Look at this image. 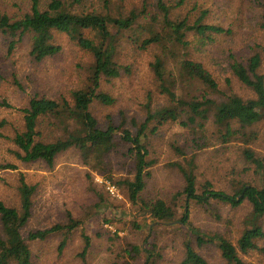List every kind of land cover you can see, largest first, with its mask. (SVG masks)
I'll list each match as a JSON object with an SVG mask.
<instances>
[{"label": "trees", "instance_id": "16d2710c", "mask_svg": "<svg viewBox=\"0 0 264 264\" xmlns=\"http://www.w3.org/2000/svg\"><path fill=\"white\" fill-rule=\"evenodd\" d=\"M27 1L28 9L21 15L0 9V38L8 54L27 41L33 59L42 62L61 53L63 46L57 37L64 35L86 57L76 64L82 81L79 88L58 97L34 93L28 106L21 109L22 128L11 138L17 146L14 155L24 162L41 161L53 168L61 154L78 152L88 167V180L93 182L92 173L101 175L121 189L157 227L178 228L183 240L177 264H209L194 246L196 243L201 247L210 240L192 222L190 204L209 207L213 200L236 207L248 202L255 225L244 230L235 243L222 237L218 245L226 264H252L244 256L259 250L257 239L264 237L258 224L264 217V153L258 149H264V41L251 42L249 51L241 55L230 52V76L222 88L220 78L206 61L217 40L233 36L234 29L207 22L208 8L200 9L198 14H180L178 9L189 7L192 0ZM249 1L258 8L255 28L264 40V0ZM197 6L196 2L193 9ZM138 52L151 55L148 68L154 86L146 92L144 118L128 116L122 109L116 118L108 115L106 122H101L93 105L116 102L103 86L132 77L136 68L132 59ZM234 82L248 95L234 90ZM2 105L10 107L5 100L0 102ZM175 126V140L183 139L185 148L172 143L181 158L168 161L166 166L176 169L182 186L172 194L155 193L149 190V182L158 157L150 139L160 138L165 128ZM210 148V155L216 157L234 148L244 163L242 169L234 164L225 170V177L232 176L225 188H215L221 166L213 167L211 179H199V153ZM123 159L126 173L120 175ZM16 168L0 162V171ZM37 187L21 174L19 207L0 199V264H35L24 230L32 216ZM95 188L90 187L98 196L96 207L109 204L104 193ZM182 195L187 198L183 212L178 204ZM83 221L68 211L64 224L32 231L28 239L45 240L61 232L63 240L58 249L62 252ZM133 226L136 231L146 229L149 236L157 231L147 222L135 220ZM82 237L84 246L79 256L87 264L91 237L84 231ZM154 241L146 238L143 245L131 243L124 253L133 254L134 259L144 253L142 264L169 263L164 247Z\"/></svg>", "mask_w": 264, "mask_h": 264}, {"label": "rangeland", "instance_id": "374dc122", "mask_svg": "<svg viewBox=\"0 0 264 264\" xmlns=\"http://www.w3.org/2000/svg\"><path fill=\"white\" fill-rule=\"evenodd\" d=\"M196 2L200 6L195 10L193 7ZM191 4L189 7L179 8L178 12L182 15L198 14L200 9L208 8L210 12L207 22L234 29L233 36L217 40L215 46L209 50L211 57L208 58L209 62L206 61L209 69L220 78L222 88H225L227 85L225 79L230 76V52L241 55L249 51L251 42L264 41L255 28L258 8L249 0H192ZM0 9L7 10L11 15H21L28 9V1L0 0ZM57 41L63 46L61 53L37 62L30 54L27 41L17 45L13 52L8 54L6 44L0 38V102L5 100L10 104V107L0 106V162L17 166L16 169L0 171V199L9 206L19 207L18 186L21 174L25 176L27 182L38 184L33 198L32 216L24 230V237L31 245L35 264H83L79 256L84 246L83 231L91 237L92 243L85 258L87 264H142L145 259L144 253H140L138 258L134 259V255L125 254L124 249L129 248L131 243L143 245L146 238L154 241L155 235L157 240L154 242L164 247L163 254L165 259L169 260L166 264H177L183 240L178 228L172 225L163 229L157 227L143 211L132 205L121 189L101 175L92 173L93 182L88 180V167L81 162L78 152L70 150L61 154L53 168H49L41 161L24 162L14 155L17 146L11 138L16 130L22 128L21 109L28 106L31 96L34 93L49 97L69 95L71 90L81 86L82 81L76 64L84 60L86 54L64 35H59ZM150 60L149 52H138L135 59H132L136 66L132 77L119 78L103 86V91L116 98V102L110 106L97 102L93 105V112L101 122H106L108 115L116 118L122 109L128 116L144 118L142 105L146 102V92L154 90L148 68ZM232 88L248 95V91L236 82ZM165 129L160 138L150 139L153 149L157 150L158 163L152 168L153 178L149 182V190L172 194L181 188L182 180L176 169L167 167L166 163L181 158L171 144L176 143L181 148H185V144L183 139L175 140L173 134L178 130L176 126ZM258 149L264 153V149ZM210 150L211 148L199 153L197 161L199 179H211V175L215 174V171H212L213 167L221 166L222 171L220 170L215 179L219 183L215 188H225L227 181L232 178L231 174L225 177L228 175L225 170L234 164L238 169H242L244 163L240 161V154L234 148L217 157L211 156ZM118 159L119 156L115 160L113 158V161L116 162ZM120 163L122 166L120 175L125 174L124 159L120 160ZM91 186L103 192L109 204L97 208L95 203L98 202V196L90 189ZM110 188H113V191ZM186 201L185 195L178 199L181 212ZM212 203L209 207L190 204L192 222L207 233L210 240L201 247L196 243L194 246L209 264H226L218 245L220 239L227 238L235 243L242 232L253 227L256 221L252 217V207L248 202L236 207L220 201L212 200ZM68 211L84 221L83 225L70 235L62 252L58 249L63 240L61 232L50 234L45 240L28 239L32 231L50 228L57 223L64 224ZM85 215L88 216L84 218ZM108 218L112 221L106 222ZM135 220L140 224L147 222L154 228L157 227V231L151 236L146 229L136 231L133 226ZM258 224L264 230V217ZM257 244L260 249L245 255L244 258L252 264H264V237L257 239Z\"/></svg>", "mask_w": 264, "mask_h": 264}, {"label": "built area", "instance_id": "2783aa9c", "mask_svg": "<svg viewBox=\"0 0 264 264\" xmlns=\"http://www.w3.org/2000/svg\"><path fill=\"white\" fill-rule=\"evenodd\" d=\"M113 187V186H112ZM111 191H113V188H110Z\"/></svg>", "mask_w": 264, "mask_h": 264}]
</instances>
